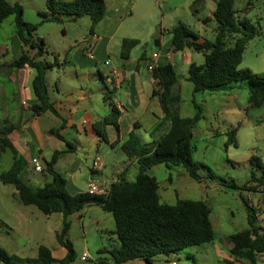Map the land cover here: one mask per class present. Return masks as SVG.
<instances>
[{
    "label": "trees",
    "instance_id": "trees-1",
    "mask_svg": "<svg viewBox=\"0 0 264 264\" xmlns=\"http://www.w3.org/2000/svg\"><path fill=\"white\" fill-rule=\"evenodd\" d=\"M236 0H216L213 17L217 23L214 41H209L191 31L183 24L176 25L172 30V47L175 53L186 49L202 53L205 59L203 65L192 64L188 70V80L192 83L194 92H217L237 87L234 83L245 82L249 92V104L260 107L264 104V73L255 74L249 69H240L243 52L249 41L255 38L256 29L247 22L240 26L235 22ZM201 1L196 3L199 4ZM49 14L41 17L39 24L28 23L24 20V10L18 3L0 0V23L13 16L15 32L21 43L35 52L31 56L28 52L8 65L0 64V73L5 66L11 69H22L26 66L36 71L33 81V91L40 103L33 107L36 114L47 111L57 114L50 101L47 75L59 66L58 56L53 62L44 59L47 45L43 38L36 35L39 25L47 22L62 23L65 20L76 22L80 18L90 17L91 31L102 21L106 12L105 0H47ZM194 13H198L194 10ZM234 38V45L227 41ZM158 42V40H156ZM140 45L136 39H123L121 43V57L128 59L133 49ZM53 55V54H52ZM157 90L154 96L159 102L164 119L171 123L170 130L152 143H143L131 132L121 149L129 160H136L138 173L133 182L125 178V173L119 181L113 183L106 196L91 195L87 192L71 195L66 187L67 180L58 173L54 166L58 152L46 162L45 173L52 177L51 182L40 187H33L25 183L20 175L26 167L25 160L19 156L10 139L15 131V125L10 120L0 119V165L3 155L8 151L14 154V162L7 171H1L0 181L4 185H13L19 202L25 206H35L44 215L61 214L63 216L62 229L56 238L59 245L66 251L63 259L54 257L53 252L44 245L38 248L36 258H24L10 254L0 246L1 264H70L76 260L73 243L67 238L71 223L69 216L81 212L86 207L97 206L112 215L115 228L109 235L116 237L118 246L105 249L114 264H123L134 260H143L153 264L160 255H171L179 251L210 244L214 241V230L210 220L211 209L202 200H178L175 205L163 203L159 194V185L152 174V169L158 165L184 167L189 176L197 182H202L200 165L192 158L193 128L201 120V107L195 102L199 111L193 118H183L179 113L181 97L172 95V88L179 83V75L173 65L156 67L152 72ZM241 87V86H240ZM114 90L107 88L105 100L110 103L111 112L99 124L112 125L120 132V114L112 103ZM96 127L97 134L109 143L107 135ZM236 131L233 130L230 141L237 144ZM60 140H64L58 132H52ZM114 147V144H111ZM253 167L262 169L258 159L252 157ZM212 173L207 171V178ZM229 188L241 189L232 182ZM263 187L264 176L258 178L252 173L251 179L244 185V190ZM247 206L248 225L245 230L231 236V256L235 260L247 261L248 264H258L259 256L264 254V221L258 226V211L244 200ZM111 238V237H110ZM98 264H109L105 258H100Z\"/></svg>",
    "mask_w": 264,
    "mask_h": 264
},
{
    "label": "crops",
    "instance_id": "crops-1",
    "mask_svg": "<svg viewBox=\"0 0 264 264\" xmlns=\"http://www.w3.org/2000/svg\"><path fill=\"white\" fill-rule=\"evenodd\" d=\"M198 1L201 2L196 6ZM155 2L162 10L160 2L157 0ZM173 2H167L168 4L164 3V5L172 11H176L179 7L183 8L191 16L187 18L176 15L173 21L168 22L163 15L162 20L156 22L152 38L158 51L153 52L150 58L140 54L136 47L131 51L128 59H123L120 47V56L116 57L118 63L111 61L109 68L101 67V69H98L96 59L103 58L104 54L110 58V50L114 44V34L104 35L99 30L104 18L95 27L93 33H89L84 39H73V41L64 44L62 48L65 59L61 60V55L58 53L60 64L47 75L50 101L54 105L57 114L49 111L36 114L33 111V107L40 105L33 91V81L36 76V71L33 68L26 66L16 70L5 66L2 69L0 73V119H8L15 125L16 129L10 135V139L19 156L27 164L20 175V178L25 183L31 185L32 175L39 174L34 173L30 165L31 158L40 157L43 163H46L51 160L55 152H58L59 155L54 168L67 180L66 189L71 195L85 193L91 181L109 188L113 183L119 181L123 172L127 181L133 182L135 180L138 173L136 160H129L125 155V160L123 161L125 166L123 169L117 170L116 167L117 157L120 153L124 155L121 149L123 143L131 132H135L137 136L140 135L138 137L142 142L152 143L166 134L171 126V123L164 119L159 98L154 96V91L157 90V87L156 81L152 78V73L149 72V78H146L141 73L142 69H147L148 63L153 64L155 68L171 64L175 70L179 67L183 71L188 72L192 64L203 65L204 63L198 64L196 61L197 56L194 53L198 52L190 49L179 53L173 51L171 30L178 24L188 27L187 22L192 21V18H196L197 23L202 27H207L208 21H215L213 14L216 0H212L211 16L208 19L201 17V13L207 8L208 0H181L175 4ZM194 10L198 13L195 14ZM11 17L0 23L1 65L10 64L25 51L31 56L35 55L34 51L25 47L18 39L15 32L14 19ZM198 35L203 37L201 34ZM94 36L99 37V40L94 41ZM128 39L139 40V46L143 45L142 40L138 36H128ZM154 55H157V57L153 58ZM81 57H85L87 61L78 60ZM182 81H189L188 74L179 78V83L171 90L172 95L180 94ZM107 88L115 91L112 96V103L120 114L119 133L112 125L99 127V124L112 109L110 103L105 100ZM239 88L241 87L237 86L233 89L210 93H224L223 100L227 101L225 106L230 107L229 101L232 102L233 99H237L235 92ZM192 91L195 93L194 88ZM102 97L103 102H101ZM96 127L106 133L109 143H105L100 138ZM53 131L58 132L64 140L56 137L52 133ZM142 134L144 135L142 136L144 140L141 138ZM111 144H114V147H111ZM106 146L108 150H105L106 153L104 155L106 158L111 156L107 164L114 169L111 174L105 172L107 164L100 159L101 152ZM7 153L3 157L7 155L10 157L7 169L9 170L14 162V154L11 151ZM96 160L102 164L99 170H93L92 168ZM44 174L43 181L49 183V176L46 173ZM204 185L207 187L206 184ZM262 189L263 187H259L255 191L247 190L248 204L258 211V226H262L264 221V193ZM6 193V190H4V196L7 200L4 203L5 211L8 214H12L11 216L15 218L20 226H30V215L28 211L21 208L25 205L16 204V207L8 205L9 195ZM12 197L15 203H20L16 196V191L12 193ZM205 202L209 205L208 201ZM210 209L214 241L195 248V255H192L193 264H215L216 261L221 264H248L247 261L235 260L231 256V236L249 227L248 213L246 223L242 227L243 229L232 230L227 227V220L220 212L215 211L213 207H210ZM8 220L0 218L1 246L7 240V234H9L6 231L10 228V221ZM113 230L114 228L109 232ZM110 236L113 237L111 238L113 241L114 238L116 239L114 235ZM113 246H118V243L115 242ZM52 252L57 259H63L66 254V251L61 246L57 252ZM195 257L197 258L195 259ZM103 258L107 259L109 264H114L111 256L109 258L104 256ZM167 262L172 264L170 261ZM155 263L156 260L153 264ZM123 264L147 263L143 260H134ZM258 264H264V254L259 256Z\"/></svg>",
    "mask_w": 264,
    "mask_h": 264
},
{
    "label": "rangeland",
    "instance_id": "rangeland-1",
    "mask_svg": "<svg viewBox=\"0 0 264 264\" xmlns=\"http://www.w3.org/2000/svg\"><path fill=\"white\" fill-rule=\"evenodd\" d=\"M7 1L22 6L23 18L28 23L39 24L40 18L45 13L49 14L47 0ZM105 1L106 14L99 30L104 35L114 34V44L110 50V58L104 54L103 58L96 59L98 69L101 67L109 68L111 61L118 63L116 57L120 56L121 43L128 36L140 37L143 45L137 47L139 53L148 58L152 57L153 52L158 51L152 38L156 22L161 21L163 15L168 22L173 21L176 15L187 18L191 16L183 8L179 7L176 11H172L164 5V3L173 1L175 4L181 0H157L160 2L162 10L157 6L156 0ZM211 9L212 0H208L207 8L201 13V17L208 19L211 16ZM234 9L237 25L240 26L247 22L256 29L255 38L249 41L245 47L239 68L249 69L255 74L264 73V0H236ZM11 18L14 19V17ZM191 20L187 22L191 31L203 35L209 41H214L217 30L216 21H208V26L202 27L197 23L196 18ZM90 31L91 19L86 16L76 22L65 20L62 23H44L38 26L36 35L46 42L48 54L45 55L44 59L53 62L54 56H57L58 53L61 55V60L65 59L62 48L64 44L73 41V39H84ZM234 41V38L231 37L227 43L229 46H233ZM194 54L197 56L198 64L205 62L202 53ZM78 60L87 61L85 57ZM149 72L148 68L141 71L146 78H149ZM176 72L180 77L188 74L179 67ZM54 79L56 80V78ZM234 85L241 86V88L235 92L237 99H233L232 102L229 101L230 107H228L225 106L227 101L223 100L224 93L199 92L195 94L192 91L193 85L190 81H182L181 83L179 94L181 97L179 106L181 117L193 118L199 112L195 103L201 107V120L196 122L193 128L192 158L201 167L199 173L204 177L203 181L197 182L192 179L185 168L181 166L168 168L165 165H158L152 169V174L158 182L159 194L163 203L175 205L178 200L185 199L208 201L209 206L220 212L227 220L228 228L239 230L243 229L242 227L247 220V206L244 200L247 201L248 191L244 190L243 187L251 179L252 173L258 178L264 176V104L260 107H252L249 104V92L245 82L234 83ZM101 102H103V97ZM233 130H237L236 145L230 141ZM142 136L144 135H141L144 140ZM143 142L145 143V141ZM105 150H108L107 146L102 150L100 159L107 164L111 156L106 158ZM124 156L125 154L120 153L117 157V170H121L125 166L123 163ZM252 157L258 159L262 169L252 166L250 163ZM9 158L8 155L3 157L2 171H7L10 163ZM43 166H46L45 162ZM208 170L212 173L210 178H207ZM113 171L114 169L107 164L105 172L111 174ZM44 173L45 170L43 174L32 175L31 185L43 186L45 184L43 181ZM46 175L48 174L46 173ZM48 176L51 182L52 177ZM232 182L241 189L229 188L228 186ZM0 189H2L0 191V218L10 221V228L6 230L9 233L7 240L3 242V246H0L9 253L24 258H36L40 245L57 252L60 245L56 235L62 229L63 216L61 214L47 216L35 206L25 207L21 203H15L12 193L16 190L13 185H4L0 181ZM4 190L9 195L8 205L16 207V204H21L20 206H24L21 208L28 211L31 218L30 226H20L11 216L12 214L5 211L4 203L7 200L4 196ZM68 220L71 223V228L67 238L73 243L76 252V260L70 264H98L100 258L110 257V254L104 250L110 249L115 242L117 243L116 239L114 238L113 241L111 239L113 237L109 235V231L115 228L111 214L104 212L97 206H91L69 216ZM195 248L191 247L171 255H160L156 258L155 264H168L167 261L175 264H193L192 255H195ZM84 253L88 255L86 261L82 260ZM215 264L221 263L216 261Z\"/></svg>",
    "mask_w": 264,
    "mask_h": 264
},
{
    "label": "built area",
    "instance_id": "built-area-1",
    "mask_svg": "<svg viewBox=\"0 0 264 264\" xmlns=\"http://www.w3.org/2000/svg\"><path fill=\"white\" fill-rule=\"evenodd\" d=\"M99 40V37L94 36V41ZM157 55H154L153 58H156ZM107 64H109L107 62ZM155 66L151 63H148V70L152 73L154 70ZM30 165L33 168L34 173H42L44 171V166H43V161L40 157H33L30 160ZM102 167V164L100 161L96 160L93 163V170H99ZM108 190L109 188H107L104 185L98 184L95 181H91L88 184L87 187V193L91 194V195H99V196H106L108 194ZM88 258V255L86 253L83 254L82 256V260L86 261ZM175 264V263H172Z\"/></svg>",
    "mask_w": 264,
    "mask_h": 264
}]
</instances>
